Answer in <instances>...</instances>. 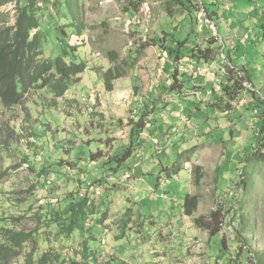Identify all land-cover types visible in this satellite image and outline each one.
<instances>
[{
  "label": "rangeland",
  "instance_id": "374dc122",
  "mask_svg": "<svg viewBox=\"0 0 264 264\" xmlns=\"http://www.w3.org/2000/svg\"><path fill=\"white\" fill-rule=\"evenodd\" d=\"M136 1L140 6L135 11ZM169 1L79 0L85 41L77 51L86 65L79 83L61 98L32 90L20 106L5 108L0 103V214H8L15 230H36L43 213L63 211L70 193L84 198L89 186L98 184L95 180H103L100 193L87 195L93 218L77 224L96 238L91 241L88 233L84 237L92 259L83 261L82 239L75 231L62 242L63 250L55 247L65 264H72L71 260L75 264H258L255 260L264 255V164L255 167L248 193L239 188L242 173L253 170V166L243 168L246 155L256 145L263 147L256 139L261 133L251 116L255 113L245 107L248 95L223 110L205 105L215 94L200 100L202 89L209 90L211 85L201 77V82L196 81L194 67L186 58L176 66L187 82L177 85L182 86L179 92H169L171 76L165 68L172 67V61L161 48L149 45L162 36L161 31L177 40L188 38L187 50L195 41L202 46L201 38L207 35L220 42L225 38L224 6L242 12L257 0H190L188 12L170 4L168 15ZM202 2L207 13L219 14L221 22L215 16L214 29L205 21ZM259 2L264 11V0ZM13 8L9 4L0 9V27L14 24ZM51 17L54 20L49 22L55 23L53 10ZM254 17L255 13L243 25L255 30L253 36L258 30L255 23L264 26V18L255 21ZM66 32L70 34L71 29ZM225 44V50L215 48L217 57L208 63L218 75L230 46ZM245 44L252 84L264 98V42ZM115 65L126 73L107 91L102 75ZM202 74L207 79L209 71ZM211 90L217 93L218 88ZM151 104L159 110V121L146 126L141 136L145 143L135 144L131 158L113 171L116 163L108 160L124 152L125 139L138 122L137 112ZM179 152L183 170L167 178L160 170L173 165ZM90 153H98V158L92 161ZM101 162L109 164L102 168ZM186 194L199 197L192 217L182 211ZM217 206L228 213L226 220L232 212L237 221L241 215V237L246 243L239 242L240 252L232 225L226 228V248L221 233L209 236L194 226L193 217L206 216ZM28 248L25 245L22 255ZM22 255L11 264H21Z\"/></svg>",
  "mask_w": 264,
  "mask_h": 264
},
{
  "label": "trees",
  "instance_id": "16d2710c",
  "mask_svg": "<svg viewBox=\"0 0 264 264\" xmlns=\"http://www.w3.org/2000/svg\"><path fill=\"white\" fill-rule=\"evenodd\" d=\"M78 1L0 0V9L9 4H14V24L0 27V103L5 108L20 106L24 101V97L32 90H44L54 98H61L70 87L79 83L80 77L86 71V65L79 58L77 51L81 43L85 41L82 34L83 25L78 16ZM190 2V0H170L168 5L165 6V13L171 15L170 4H175L174 6L188 12ZM204 4L202 2V9L210 17ZM139 6L136 1L133 10L136 11ZM52 10L57 17L55 23L49 22L50 19H53L51 17ZM47 17L48 19H46ZM66 29H71V33L67 34ZM161 33L162 36L153 39L152 44L149 45L161 48L166 53L168 61H172V67L166 66L167 68H165L171 76V85L168 87L169 92H179L178 88L182 86L177 87V85H183L187 82L183 77L181 78L183 74L177 72V63L186 58L189 62L210 64L217 57L215 48L218 47V50L221 48L215 37L206 36L202 40V46H197L195 41L191 48L187 50L185 46L189 43L188 38L177 40L173 34L162 31ZM238 47L237 45L229 48L226 55H224L226 79L218 86L219 92L211 93L215 95L212 96V99L210 97L205 105H210L212 109L223 110L227 104L237 105L243 95H248V104L245 107L255 112L254 115L251 113V116L257 121L258 128L256 131L261 133L256 136V139L260 141L259 144L263 147L256 145L246 155V165L243 168L253 166V170L250 171L248 168L246 172H241L243 183L239 188L246 194L249 189L253 188V171L255 167L258 164H264V152L260 150V148H264V98L257 94L247 72L244 73L243 68L239 66L238 62L242 54H237ZM111 58L114 62V58L112 56ZM125 73V69L119 65L106 70L102 75L106 90L110 91L112 82L124 77ZM243 81H248L251 88H245L242 85ZM200 97V100L203 101V96ZM181 99V102H186V99ZM207 99L205 98V100ZM156 109L154 104H151L137 112L138 122L135 123L125 139L124 152L122 151L123 153L108 160L116 163V167L112 169L113 171L131 158L132 147L135 144L145 143V139L141 136L146 130V126L154 125L156 121H159L156 120L159 111ZM158 143L161 145L160 141ZM162 146L165 149L167 148L165 143ZM181 153H178V158L175 159L176 163L174 161L173 165H166L160 170V172L164 171L167 178L177 175L183 170L182 166L178 164ZM88 157L95 161L98 158V153H90ZM106 164H109V162H101L99 167L104 168ZM160 177L159 173L157 179ZM102 181V179H97L94 183H98V186L96 184L91 186L101 188L102 184L100 183ZM87 195L88 193L84 195V198H81L79 195L74 196L70 193L64 201L65 208L63 211L56 210L51 214L43 213L42 217L37 218V221L41 223L40 226L29 233L15 230L13 225L8 222V214L6 212L0 214V264H11L14 259L22 255L25 245L29 248L28 252L23 253L21 264H65L64 256L59 254L55 247L63 250L62 242L72 236L75 231H78L82 239L81 253L83 261L92 259L93 254L84 237L88 233L91 241L96 238L90 233L89 229L79 230L77 228L79 222H83L88 217L93 218V208L88 203ZM198 202L199 197L197 195L186 194L182 203L184 216L192 217L197 210ZM227 215L228 213L224 212L222 206H217L206 216L193 217L192 222L197 229L207 232L209 236L221 233L224 248L227 247L225 241L226 228L228 225H232L236 230V242L240 252L242 247L239 242L246 243V239L241 237V215H238L240 218L238 221L235 212H232L231 218L226 220ZM247 260H251V258L248 257ZM70 263L75 264L76 262L71 260ZM255 263L264 264V255L259 254V260L258 262L255 260Z\"/></svg>",
  "mask_w": 264,
  "mask_h": 264
},
{
  "label": "crops",
  "instance_id": "0c3cea01",
  "mask_svg": "<svg viewBox=\"0 0 264 264\" xmlns=\"http://www.w3.org/2000/svg\"><path fill=\"white\" fill-rule=\"evenodd\" d=\"M250 1H252V0H250ZM259 3H260L259 0H257V2L255 3L256 5H253L254 7L253 6H246V7H244L245 10H243L242 12L239 11L240 10L239 8L233 10L231 8V6L225 5L224 6L225 9H226L225 11L227 12V15H226V18L225 19H226V21L228 20V22L232 21L233 22V25L231 26V24L226 23V21H225V24L226 25H224L223 23H221L222 26H223V35L225 36V38L224 39H221L220 42H219V39L217 40L218 41V45L220 47L222 46L219 49V52L222 51L223 49L224 50L226 49L225 42L230 45V46H228L229 48H232V47L237 46V45L239 46L238 47L237 54L241 50L242 51V53H241L242 55L241 54H238V55H241V57L239 58V62L238 61L237 62L239 63V66H241L243 68V72L244 73L247 72V74H248V76L250 78V81H252L253 79H252V73H251L252 70L247 69V66H246L247 65L246 64L247 56H246V53H245L246 44L245 43L244 44H241L240 38L243 35L248 34V39H247L246 42L247 43H250V45L252 44L253 46H255V45L259 44V43L264 42V26L261 27V25H258V23H255L256 26H257V28H258L257 33L255 34V36L252 35V34L255 33V30L251 29L250 27H247V28L246 27H243V25L244 26L246 25V24H244L245 21H250L251 15L253 13H255V17H254L255 18V21H258V19L264 18V11H261L259 9L260 8V6H258ZM201 8H202V5H201ZM252 8H254V10ZM201 10L204 13L203 9H201ZM246 12H248L249 15L246 14ZM204 15L206 16L205 21L211 23V28L212 29L215 28V25L213 24V18L215 16H216L215 18L218 21L221 22V20L219 18V14L217 12H215V11H212L209 14L210 17H208L205 13H204ZM224 27H226V28H224ZM251 30H252V33H251ZM260 30H262V32H261L262 33V36H259ZM215 34H218V32L215 31ZM208 36L209 35H207V37ZM204 38H206V36H203V38H201V39L203 40ZM219 38H221V37H219ZM216 39H217V37H216ZM263 57H264V53H263ZM190 63L194 67V69H192V73H194V75H197L196 76V81L201 82L199 78L200 77L201 78H204L203 79V82L205 81V82L209 83L211 85V87H210L211 89L214 86H216L218 88V90H217V92H218L219 91V87L218 86L220 85L221 82H217L216 83L215 80H213V79H206V76L204 77L203 74H202V72L210 71L209 70V66L210 65L209 64H206V63H197V62H190ZM205 66H207V67L205 68ZM213 72H216V71L214 70ZM219 79H221V77H219ZM262 80H264V79H262ZM262 80H260V81H262ZM211 89H209V90L208 89L207 90L205 89V90L206 91H212ZM205 90L202 89V91H201L202 92L203 99L207 98V97H205V92H206Z\"/></svg>",
  "mask_w": 264,
  "mask_h": 264
},
{
  "label": "built area",
  "instance_id": "2783aa9c",
  "mask_svg": "<svg viewBox=\"0 0 264 264\" xmlns=\"http://www.w3.org/2000/svg\"><path fill=\"white\" fill-rule=\"evenodd\" d=\"M247 39H248V34L243 35L241 37V39H240L241 44H244L247 41ZM219 71H220V75H218L217 72L209 71V74H208V78L207 79H213V80H215L216 83L217 82L223 83L225 81V79H226V76H227L226 69L223 68V69H220ZM219 77H221V79H219ZM242 85L245 88H251V84L248 81H243L242 82ZM211 93H212L211 91H206L205 92V97L210 96ZM100 189L101 188H99V187L89 186V191L85 192V194L86 193H89V192H92V193H100Z\"/></svg>",
  "mask_w": 264,
  "mask_h": 264
}]
</instances>
